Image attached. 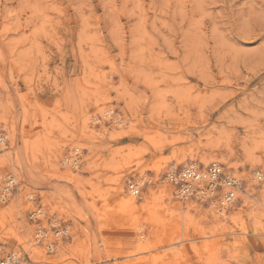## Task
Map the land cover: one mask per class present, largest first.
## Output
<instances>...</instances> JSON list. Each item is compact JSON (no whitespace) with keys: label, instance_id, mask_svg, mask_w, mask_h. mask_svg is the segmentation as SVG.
<instances>
[{"label":"rangeland","instance_id":"1","mask_svg":"<svg viewBox=\"0 0 264 264\" xmlns=\"http://www.w3.org/2000/svg\"><path fill=\"white\" fill-rule=\"evenodd\" d=\"M0 123V171L17 178L0 199L5 252L264 264V0H0ZM214 161L239 179L226 209L160 179ZM35 205L70 224L54 252L31 243Z\"/></svg>","mask_w":264,"mask_h":264},{"label":"built area","instance_id":"2","mask_svg":"<svg viewBox=\"0 0 264 264\" xmlns=\"http://www.w3.org/2000/svg\"><path fill=\"white\" fill-rule=\"evenodd\" d=\"M8 135L3 127L2 123H0V146L6 145L8 143ZM192 166H185L177 169L176 173H172V176L170 174L166 175V178L170 181L171 184H174L176 186V195L178 197H194V198H206V199H213L214 197L218 195L217 190L222 187L221 182V175H220V168H222V164L220 162L214 161L209 166L206 167V171L209 172V178L208 181L209 184H206V186H200V183L194 182V178L197 175H192V173H196L199 170H203L204 167L198 166V168H194V165ZM264 176V174H263ZM263 178V177H262ZM261 179V178H260ZM206 180V178H205ZM220 180V182H219ZM6 183H9L8 180H4V185ZM11 188L8 190H12L15 186L16 182L14 179L11 181ZM136 181H131L128 185V188L131 189H137L136 188ZM194 187H193V186ZM214 188V189H213ZM210 190H213L212 192H209ZM1 194H5V189L2 187L0 189ZM9 192L6 193V195ZM5 199V197H4ZM231 197H227L225 202H230ZM44 209L40 205H35V207L30 211L29 213V220L34 226V237L33 240L37 245H40L43 247L47 252H53L56 249V245L54 241L52 240L51 236H48L50 234H53L54 237L59 235H65L67 234L65 232L67 227V222L63 218H57L50 214L48 210L43 211ZM3 249L0 248V264H33L30 257H28V254L21 250L17 249L16 251H9L6 254H2Z\"/></svg>","mask_w":264,"mask_h":264},{"label":"bare ground","instance_id":"3","mask_svg":"<svg viewBox=\"0 0 264 264\" xmlns=\"http://www.w3.org/2000/svg\"><path fill=\"white\" fill-rule=\"evenodd\" d=\"M20 139V138H19ZM21 140V139H20ZM22 143V144H21ZM5 147V145H1L0 146V148L1 147ZM36 149V148H35ZM26 147H24L23 146V142H19V144H18V147H17V149L15 150V152H14V155H13V157L10 159V162H11V164H12V166L14 167V168H16V169H21V167H23V164H24V162H26L25 160H26V155H27V152H26ZM36 153V152H35ZM78 154H80V150L77 148V149H75L74 150V153L71 155V156H69L70 158H67L66 159V162H71L72 163V161H70V159L71 158H73V157H76L75 155H78ZM252 154V153H251ZM36 157V156H35ZM191 164H193L194 165V168L196 169V168H198V165L197 164H195V163H188V164H186V165H184V166H182V168L183 167H185V166H192ZM177 169L178 168H173V167H171V168H169V169H167L163 174H162V177H160V179L162 180V181H165V182H170L167 178H166V175L168 174H170V176H172V173H176L177 172ZM54 174V173H53ZM198 174V175H197ZM192 175H197V176H195V177H193L194 178V182H196V183H200V186H206V184H209V182L210 181H208V179H210L209 178V172L208 171H206V167H204L203 168V170H199L198 172H196V173H192ZM220 175H221V182H220V180H219V182L222 184V187H221V191H220V188L217 190V193L220 195V202H221V206L218 208L219 210H223V209H226L227 207H228V205L230 204V203H232V201L234 200V197H235V191H236V189L239 187V179L237 178V177H235L234 175H232V174H230V173H227V172H225V170H224V167L222 166V168H220ZM257 176H258V179H259V177H263V175H260L259 173H257ZM205 178H206V180H205ZM12 179H14V181L17 183V178H16V176L14 175V173H12V172H10V171H8V170H6L5 172H1L0 171V186H1V188L2 187H4V189H5V192L7 193V192H10L11 191V189L10 190H8L9 188H11V181H12ZM4 180H8V182L9 183H6L5 185H4ZM152 181V180H151ZM150 181V182H151ZM130 183V182H129ZM129 183H128V185H129ZM136 183H137V185H136V188H138V190L136 189H129L128 188V192L132 195V197H138L139 195H140V193H141V191H142V188H143V186L145 185V181H144V178H138L137 180H136ZM151 183H153V182H151ZM151 183H149V184H151ZM193 186V185H192ZM194 187V186H193ZM214 189V188H213ZM144 190V189H143ZM213 190H210L209 192H212ZM6 193L5 194H1L0 195V199H3L4 197H5V201L4 202H6L7 201V195L9 194H7L6 195ZM231 197V201L230 202H225V200H226V198L227 197ZM180 199H183V200H190V199H193L192 197H188V196H185V197H180ZM33 200V199H32ZM201 201H204V200H206V198L204 197V198H201L200 199ZM217 199L214 197L213 198V204L215 203V202H217L216 201ZM40 206H42V205H40ZM43 208H44V206H42ZM43 211H45L46 212V210H45V208L44 209H42ZM55 217H57V218H60V217H58V216H56V215H54ZM65 220V219H64ZM66 221V220H65ZM67 222V227H66V230H65V232L67 233V234H63V235H59V236H56V237H54L53 236V234H50L49 235V233H48V236H51V238H52V240L54 241V243H55V245H56V249L58 248V246H59V242H60V240H62V239H64L65 237H67L68 235H69V233H70V224H69V222L68 221H66ZM34 226L35 225H33V232H32V245H35V246H40V245H37L35 242H34V240H33V237H34V232H35V230H34ZM243 231V230H242ZM260 234H262V233H260ZM31 245V246H32ZM0 248L1 249H3L1 246H0ZM55 249V250H56ZM4 250V249H3ZM17 249H13V250H11V251H16ZM54 250V251H55ZM53 251V252H54ZM9 252V251H8ZM32 252H34V253H36V255L38 254V252L35 250V249H32ZM7 252H5V251H2V254H6ZM31 259V258H30ZM32 264V263H31Z\"/></svg>","mask_w":264,"mask_h":264}]
</instances>
